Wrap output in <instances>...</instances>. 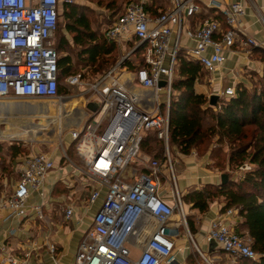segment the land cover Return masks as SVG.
<instances>
[{
  "label": "built area",
  "instance_id": "obj_1",
  "mask_svg": "<svg viewBox=\"0 0 264 264\" xmlns=\"http://www.w3.org/2000/svg\"><path fill=\"white\" fill-rule=\"evenodd\" d=\"M147 1L131 2L104 31L107 42L119 49L135 40L125 56L123 50L116 64L90 84L81 82V74L64 79L69 87H83L79 100L84 107L69 110L66 104L75 97L59 94L61 72L54 45L62 1L0 0V110L2 105L20 107L24 102L57 100L56 119L60 106V127L69 128L67 134L77 162L67 153L69 145L61 147L59 159L89 192L81 207L92 208L101 199L79 241L73 264H175V241L182 236L192 244L196 264H212L188 230L169 150V110L177 59L183 52L185 60L198 63L206 73L214 75L220 72L225 52L236 47L256 48L260 44L237 34L236 26L246 12L242 2L224 8L214 3L208 5L222 15L223 29L217 20L204 19L195 30H190L185 23L199 12L196 0H174L170 10L155 18L146 12ZM183 37L192 46H182ZM138 48L142 67L128 75L122 65ZM160 82L164 87H159ZM234 94V85L212 93L219 98ZM82 96L94 99L95 112L86 109L91 100ZM75 113L79 116L74 120ZM4 116L0 125L9 129L21 125L26 113L5 111ZM151 133L163 143L161 160L141 153L144 138ZM7 140L19 142L17 138ZM56 165L49 153L25 156L10 196L0 199V210L17 220L43 221L47 205L43 190ZM251 169L247 164L241 166L236 178L241 179ZM162 179L170 184L169 192L161 189ZM64 183L67 189L72 186L74 189L75 183ZM32 194H37L40 200L36 206L29 204ZM72 197L73 193L68 202L61 204L65 221L76 217ZM235 213V209H229L210 221L206 243L215 242L233 262L240 258L258 261L260 256L251 249L249 239L235 230ZM49 248L54 251L52 245ZM1 254L0 264H27L29 257V252L18 256L5 248H1Z\"/></svg>",
  "mask_w": 264,
  "mask_h": 264
},
{
  "label": "trees",
  "instance_id": "obj_2",
  "mask_svg": "<svg viewBox=\"0 0 264 264\" xmlns=\"http://www.w3.org/2000/svg\"><path fill=\"white\" fill-rule=\"evenodd\" d=\"M94 1L98 7L110 12L112 20L122 13L125 2L134 0ZM150 10V7L146 9L152 18L163 13L152 15ZM88 11L73 1H62L60 18L65 20L64 31L71 36L74 46L80 48L77 66L82 65L97 78L116 64L118 52L116 45L105 39L99 27L101 23L93 22ZM94 24L97 25L95 29ZM59 29L58 23L56 37ZM55 47L62 82L75 74L76 68L72 56L65 52L69 45L63 36L59 37ZM139 50L132 54V59L138 56L140 62L137 64L129 59L123 63L122 69L134 73L142 67ZM203 73L206 74L198 63L185 60L183 52L179 53L169 110V146H176L183 156L192 151L199 156L209 153V159L218 168L225 167L226 162V167L234 172L245 164L252 169L243 174L241 180L232 181L229 177L224 185H205L199 190H191L183 197V203L203 214L212 201L223 198L225 203L221 213L237 210L242 220L236 231H246L251 249L260 256L258 261L240 258L235 264H264V80L260 88L251 91L238 84L233 97L218 98L216 106L210 107L207 97L197 94L194 89ZM141 148L155 159L163 157V143L152 134L144 138ZM226 148L227 153L224 152ZM2 153L0 148V155ZM7 153L11 159L25 154L18 146L8 147ZM187 223L189 230L193 231L188 219Z\"/></svg>",
  "mask_w": 264,
  "mask_h": 264
},
{
  "label": "crops",
  "instance_id": "obj_3",
  "mask_svg": "<svg viewBox=\"0 0 264 264\" xmlns=\"http://www.w3.org/2000/svg\"><path fill=\"white\" fill-rule=\"evenodd\" d=\"M237 1L242 2L246 9L245 15L239 20V23L236 26L237 34L241 38L249 37L254 39L260 44V46L251 49H241L236 47L233 49V51H227L224 53L225 60L220 67V72L214 75L206 73L208 76L207 82H197L195 84V92L197 94H203L208 100L210 96H212V93L223 90L230 85H234V87H236L238 84H240L251 91L254 88H260L262 86V81L264 80V0H196V4L199 6V12H197L192 18L186 20L185 28L195 30L204 19H214L221 24V28L223 29L224 26L222 15L218 10L210 8L208 5L214 3L218 4L221 8H224ZM173 2L174 0H148L146 2L145 9L150 7L152 15H156L160 12H166L170 10ZM109 14L110 12H107L105 14L106 17H108ZM134 41L135 40L133 39L129 44H127V46H121V49H119L115 44L118 54L123 53V50L133 46ZM182 46L190 47L192 46V42L183 37ZM132 56L133 55H131L129 59H132ZM129 73L133 72L127 71L126 74L130 75ZM83 98L85 100H91V103H95L94 99H90V96H82V99ZM29 103L34 104L36 102H24L20 105V107L22 106V108H27ZM70 104L72 105V102ZM38 105L42 104H35V106ZM55 105L56 104L52 106L54 114L52 115L51 122L54 126V123L57 120ZM87 105L88 104L85 105L86 109ZM82 106L84 107V104L80 100V104L75 103L72 108H76L75 110H81ZM59 110L57 113V125L55 126L58 128H60ZM45 115L48 116V114H43L42 120L44 117H49ZM26 116L33 118V115L29 113H26ZM78 116L79 115L75 113L73 119H77ZM42 120L41 123L39 122L34 125L31 124V126H33L38 131L39 129H42L43 131V128L41 127L43 122ZM47 122V124L50 123L49 121ZM16 126V129L9 128L7 132H16L17 134L14 133L9 135L6 133H0V138H12L10 136H13V138L22 137L21 139H18L19 142L21 141L27 143L23 140L25 135L19 134L23 132V130L20 129L21 125ZM151 134L154 135L153 133ZM35 135H37L36 132ZM169 150L174 166L177 165L178 175L176 182L178 191L182 197V201L183 197L191 190H199L205 185H221V174L216 173L214 161L208 157L209 153L199 156L195 151H192L190 155L183 156L179 153L176 146H169ZM224 152H228L227 148ZM48 153L52 155L53 159L55 160V164L57 165L56 169L48 175L43 190L47 201V205H45L43 209L44 220L21 221L12 217H8V214L5 211L0 210V263L2 259L1 248H5V250L9 253H13L14 255L18 256H22L23 253L29 252L27 264H73L79 241L83 233L88 230L92 216L100 205L101 199H99L96 205L92 208L86 209L83 205L81 207V201L84 200V198L88 195V190L85 189V192H80L79 189H81V185H79L77 177H73L75 175H73L74 173H72L71 169L64 165L59 159V152ZM141 153L144 156L155 159L152 155L147 154L143 150H141ZM27 155L30 154H22L14 157L11 160L17 163L11 162V164H17L18 166L22 159ZM69 157L72 161H77L76 157ZM70 178L71 180L69 181ZM230 180L236 181L241 179L239 177L236 178L234 175L230 178ZM64 182H66V184L75 183L74 189L73 186L70 189H67V187L64 186ZM13 186L14 183L12 187ZM166 190H169V188ZM71 192L73 193L72 199L77 213L75 219L71 221H65L63 218V212L61 210V204L62 202L69 201L67 198L70 194H72ZM2 197L0 196V199ZM39 203L40 200L38 199L37 194H32L29 199V204L36 206ZM224 203L225 201L223 198L215 199L209 204L208 211L203 214L199 213L197 210L191 209L189 204L184 203L186 223L188 219L194 228L193 231H190L187 225L188 230L193 237V241L197 247L208 254L212 264H222V256L228 260L225 264H235V262L231 261L226 255H224L217 246H215L213 249H210L209 242L206 243L205 240L206 231L210 221L223 214L221 213V209L224 206ZM76 218H80L81 221L79 222V220ZM241 220L242 219L239 218L238 212L236 210V213L233 216V221L236 222V226L238 224L240 225ZM182 231L183 229L181 228V232ZM239 233H242L245 236L247 235L246 231L240 230ZM34 244L36 247H33ZM50 245H52L54 248L53 252H50ZM174 256L176 259L175 264H196L197 254L189 240L183 236L175 241Z\"/></svg>",
  "mask_w": 264,
  "mask_h": 264
},
{
  "label": "rangeland",
  "instance_id": "obj_4",
  "mask_svg": "<svg viewBox=\"0 0 264 264\" xmlns=\"http://www.w3.org/2000/svg\"><path fill=\"white\" fill-rule=\"evenodd\" d=\"M61 1H64V0H61ZM73 1L75 4H79V5H82L86 8H88V16L91 17L92 21L93 22H98V23H101V25H99L100 27V30L102 32H104L112 23L113 19L110 20L112 17L109 16V19L108 17H106V11L101 8V7H98L97 6V3L94 1V0H70V2ZM137 0H134L132 2H136ZM131 3L130 2H125L123 4V10L124 8H126V6H128L129 4ZM110 20V21H109ZM65 24V20L61 17L59 19V33H58V36L55 38V46L58 42V39L60 36H63L67 42H68V45H69V49L66 50L65 52L70 54V56H72V62L74 64V67L76 68V73L75 74H81L82 75V83L83 84H87V83H92L94 81V77L93 75H91L90 73H88L87 71H85L83 68H82V65H78L77 66V61H76V57H77V54L78 52L80 51V48L77 47V46H74L73 42H72V38L70 35H68V33H66L63 29V26ZM97 25L94 24L93 28L95 29ZM65 53V54H66ZM64 54V53H63ZM120 54V57H121V54L122 53H119ZM119 54L117 55V59L120 58L119 57ZM127 54V49L124 51V56ZM139 57L137 56L136 59H131V61L135 62L138 64L139 61ZM208 80V76L206 74L203 73V76L201 77L200 79V82L201 83H206ZM62 87L65 88L72 96H74L75 98H71V102H72V105L71 104H66L67 107H69L68 109L70 110L73 105L75 103H79L80 104V92L81 90L83 89V87H79V86H74L73 88L72 87H69L66 83H64V81H62L61 83ZM84 97H87V96H84ZM75 99V100H74ZM49 105L50 107V113L45 116H47L48 118L44 117L43 118V122H42V125L41 127L44 128L45 130H43L41 134L39 135H35L34 133L37 132L38 130L35 129L33 126H31V124H35V123H41V120L40 121H36L34 120V116L33 118L32 117H29V116H25L23 117L24 121L21 123V128L23 130V132H30L28 134L31 135V139L29 138L30 135H27V136H23V140L25 142H27L26 144L24 142H15V141H8L7 139H10L9 137H5L4 139L3 138H0V148L3 150V153L2 155H0V196L2 197H5L7 198L8 196H10L11 192H12V185L13 183H15L18 178H19V168H20V164H11V162H13L11 160V158L9 157L8 153H7V148L10 147V146H18L21 150L24 151L25 154H31V153H37V152H45V153H48V152H55L56 149L58 151L56 152H59V150L61 149V147H66L69 145L68 147V150H67V153L69 156L71 157H76L75 156V151H74V148H73V144L70 143V140H69V135L67 134L68 131H69V128L67 129H63L61 130V127L58 128V127H55L54 125H52V115L54 114L53 113V110H52V106H53V102L52 101H45V102H40V103H34V104H47ZM71 105V106H70ZM5 105V108L8 109V108H11V107H8ZM66 107V108H67ZM16 108V107H14ZM18 109V108H17ZM19 109H22V107H19ZM26 108H23L22 110H25ZM16 112V111H14ZM49 121L50 123L47 124ZM29 121V122H28ZM19 126V125H18ZM17 126H14L13 128L10 127V129H16ZM40 127V128H41ZM31 128V129H30ZM33 128V129H32ZM8 130V128L6 129L5 127L1 126L0 125V132H2L3 134L6 133ZM60 130V131H59ZM6 134H9V135H12L14 134V132H7ZM34 135V136H33ZM13 138V136H10ZM41 137V138H40ZM17 139H21L22 137H16ZM31 140V141H29ZM38 141V142H37ZM37 151V152H36ZM172 157V156H171ZM77 159V158H76ZM220 160V159H219ZM77 161L75 160L74 163H76ZM13 163H17V162H13ZM225 167L223 168H218L216 167V173H220L221 175L222 174H227L229 175V177H233L237 171H232L230 170L228 167H226L227 165H224ZM175 167V174H176V178H177V175H178V171H177V165L174 166ZM168 184V185H167ZM80 185V183H79ZM166 186H169V187H166ZM81 189L80 192H85V188L84 186H80ZM169 190H166L168 189ZM84 189V190H83ZM161 189L165 190V191H170L171 190V186L170 184L167 182V180H164L162 179L161 180ZM87 191V190H86ZM84 194V193H82ZM228 260L222 256L221 257V263L222 264H225Z\"/></svg>",
  "mask_w": 264,
  "mask_h": 264
},
{
  "label": "flooded vegetation",
  "instance_id": "obj_5",
  "mask_svg": "<svg viewBox=\"0 0 264 264\" xmlns=\"http://www.w3.org/2000/svg\"><path fill=\"white\" fill-rule=\"evenodd\" d=\"M65 93H68V94H70L65 88H59V94L60 95H63V94H65ZM52 102H53V105H54V103H56L57 102V100H51ZM27 109H28V113L29 114H31V115H33L34 117H35V120L36 121H40V120H42V115L43 114H49L50 113V107L48 108H44V107H42V105H38V106H35V104H33V103H29V106H27ZM38 123V122H37ZM36 124V123H35Z\"/></svg>",
  "mask_w": 264,
  "mask_h": 264
},
{
  "label": "water",
  "instance_id": "obj_6",
  "mask_svg": "<svg viewBox=\"0 0 264 264\" xmlns=\"http://www.w3.org/2000/svg\"><path fill=\"white\" fill-rule=\"evenodd\" d=\"M159 87H161V88L164 87V83L160 82L159 83ZM217 101H218V97L216 95H212L209 98L208 105L210 107H214V106H216ZM96 109H97V104H95V103H90V104L87 105V110H89L91 112H95ZM220 180H221V185L226 184L229 181V175L222 174L221 177H220ZM215 246H216L215 242H213V241L209 242L210 249H213Z\"/></svg>",
  "mask_w": 264,
  "mask_h": 264
},
{
  "label": "bare ground",
  "instance_id": "obj_7",
  "mask_svg": "<svg viewBox=\"0 0 264 264\" xmlns=\"http://www.w3.org/2000/svg\"><path fill=\"white\" fill-rule=\"evenodd\" d=\"M6 106H8V105H6ZM2 107V110H0V121H2V119L4 120V118H5V111H7V113H10V112H14V111H16V112H21V110L23 109H20L19 110V107H16V108H14V106L13 107H11V108H8V109H6L5 108V105H2L1 106ZM4 107V108H3ZM22 107V106H21ZM65 107V104L63 105V108ZM17 108H18V110H17ZM22 111H24L25 113H28V109L26 108L25 110H22ZM34 115V114H33ZM29 122V121H28ZM31 129V128H30ZM33 129V128H32ZM44 130V129H43ZM60 131V130H59ZM0 133H2V132H0ZM10 133V132H9ZM15 134H17L16 132H14ZM37 133V135H39V134H41V133H43L42 132V129H39V131H37L36 132ZM19 134H24L25 136H27V135H30V134H28L27 132H22V133H19ZM35 134V133H34ZM34 136V135H33ZM30 139H31V135H30V137H29ZM41 138V137H40ZM19 139V138H18ZM32 140V139H31Z\"/></svg>",
  "mask_w": 264,
  "mask_h": 264
}]
</instances>
